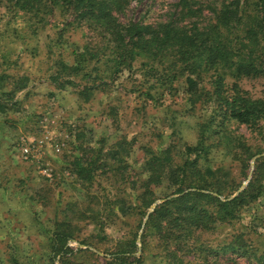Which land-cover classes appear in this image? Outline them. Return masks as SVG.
<instances>
[{
  "label": "rangeland",
  "instance_id": "rangeland-1",
  "mask_svg": "<svg viewBox=\"0 0 264 264\" xmlns=\"http://www.w3.org/2000/svg\"><path fill=\"white\" fill-rule=\"evenodd\" d=\"M123 3L116 13L122 23L156 25L174 20L187 27L208 23L211 10L219 5L216 0ZM92 27L86 22L77 24L70 13L59 9L36 15L9 13L0 7V264H52L50 231L66 219L76 227L75 239L68 242L74 253L66 258V264H105L104 255L118 239L134 233L140 219L131 211L136 191L131 188L142 170L145 148L194 145L200 131L209 125L206 135L210 145L199 164L222 174L230 172L237 179L239 166L226 154V142L218 140L222 133L243 136L253 149H264V134L259 136L245 125L212 117L205 123L214 105L182 96L187 87L184 79L171 84L178 92L167 94V88L154 76L164 77L161 65L137 62L131 73L123 71L111 81L106 39ZM86 47L101 49L98 58L89 59ZM79 53L84 61L76 72ZM209 74L204 75L205 88L209 87ZM20 77L25 80L18 86L15 81ZM55 77L59 84L52 82ZM68 79L73 83L60 89ZM225 79L231 82L233 78L226 74ZM239 84L252 97L264 99V77L242 79ZM87 86L93 89L84 91ZM162 93L165 97L156 100ZM123 138L134 144L124 150L119 145ZM86 145L100 150V162L106 165L116 166L122 159V176L130 173L132 177L128 182L118 179L114 189L109 173L99 175L92 185L82 183L70 172L69 162L72 155L79 154V146ZM258 155L264 156V151ZM252 170L250 165L249 174ZM140 176L144 178L145 173ZM123 187L126 196L120 192ZM158 189L161 194L167 191ZM155 202H162L161 198ZM87 206L95 212L86 210L79 215ZM193 246L191 255L184 257L187 252H179L184 261L199 257L215 264H264V195L244 207L238 219L204 231ZM165 252L162 244L148 236L141 264H169Z\"/></svg>",
  "mask_w": 264,
  "mask_h": 264
},
{
  "label": "trees",
  "instance_id": "trees-1",
  "mask_svg": "<svg viewBox=\"0 0 264 264\" xmlns=\"http://www.w3.org/2000/svg\"><path fill=\"white\" fill-rule=\"evenodd\" d=\"M123 1L0 0V7L9 13L22 11L36 15L39 12L53 14L57 9L68 12L77 24L86 22L92 25L93 30L106 39L104 49H109L111 81L123 71L131 73L137 62L144 66L156 63L163 67L164 77L154 76L167 88L164 90L167 94L173 90L178 92V87L175 85L173 88L171 84L184 79L187 87L181 91L182 96L186 94L190 100H204L214 105L205 123L210 122L211 117L213 120L220 118L222 123L233 121L257 131L259 136L264 134V99L252 97L239 84L242 79L264 77V0H216L219 5L211 10L212 21L210 19L203 25L193 23L188 27L177 25L174 20L156 25L140 21L122 23L116 13L123 8ZM99 50L86 47L89 59L98 58ZM81 56L79 53L75 57L76 72L84 61ZM207 73H210L209 87L205 88L202 83ZM226 74L233 78L231 82L225 79ZM86 78L90 81L92 76L88 73ZM23 80L25 77H20L15 84L20 86ZM52 80L59 84L58 78ZM72 83L68 79L59 88ZM101 83L107 84L104 80ZM91 88L93 86H87L83 90ZM164 97L162 93L156 100ZM208 128L209 125H205L200 131L194 145L181 143L156 150L144 149L142 170L132 180L135 186L131 188L136 190L131 211L140 215V219L134 233L118 239L104 255L105 264H141L148 236L164 246L169 264H215L209 263L208 258L200 260L199 257L184 261L179 252H187L184 257L191 255L194 248L191 246L199 241L204 231L219 223L238 219L244 207L264 195V156L255 159L248 179L250 161L264 149L258 146L253 149L241 138L243 136L231 137L225 132L218 140L226 142V154L238 164L240 178H235L230 172L222 174L219 169L202 167L199 160L210 145L207 144ZM132 144L123 138L119 145L126 150ZM79 148V154L72 155L69 163L70 172L82 183L92 185L99 175L109 173L110 186L114 189L118 179L125 182L132 177L130 173L122 176L125 168V165L120 167L121 163L124 164L122 159L116 166L110 162L106 165L100 162V150L89 145ZM112 158L118 160L119 156L113 154ZM141 173H145L144 178ZM244 182L245 186L239 190ZM159 187L167 191L161 194ZM120 190L125 195L126 187ZM158 198L162 202L148 212ZM123 204L121 201L119 205L122 207ZM86 210L95 212L94 208L87 206L79 215ZM75 230L73 223L66 219L56 223L50 231L52 264L56 260L59 264H66V258L74 253L68 242L75 239ZM189 240L190 245H186Z\"/></svg>",
  "mask_w": 264,
  "mask_h": 264
},
{
  "label": "water",
  "instance_id": "water-1",
  "mask_svg": "<svg viewBox=\"0 0 264 264\" xmlns=\"http://www.w3.org/2000/svg\"><path fill=\"white\" fill-rule=\"evenodd\" d=\"M259 156H262V155H256V156L251 160L250 165H251L252 168H253V166H254V161H255V159H256L257 157H259ZM250 175H251V174L248 175V179L250 178ZM245 184H246V182H244V183L242 184V186L240 187L239 190H241V189L243 188V186H245ZM157 203H158V202H155V203L152 205L150 211L153 209V207H154L155 204H157Z\"/></svg>",
  "mask_w": 264,
  "mask_h": 264
},
{
  "label": "built area",
  "instance_id": "built-area-1",
  "mask_svg": "<svg viewBox=\"0 0 264 264\" xmlns=\"http://www.w3.org/2000/svg\"><path fill=\"white\" fill-rule=\"evenodd\" d=\"M24 152H25V153H27V152H28V150H27V149H24Z\"/></svg>",
  "mask_w": 264,
  "mask_h": 264
}]
</instances>
